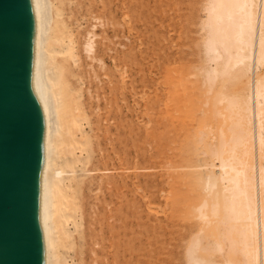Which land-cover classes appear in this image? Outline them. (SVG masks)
<instances>
[{"label":"bare ground","instance_id":"1","mask_svg":"<svg viewBox=\"0 0 264 264\" xmlns=\"http://www.w3.org/2000/svg\"><path fill=\"white\" fill-rule=\"evenodd\" d=\"M33 3L34 74L46 124L45 264H133L132 184L138 173L132 172L126 146L127 101L126 114L114 113L119 107L112 39L117 28L115 1ZM201 3L200 58L195 63L200 86L208 92L226 75L229 82L245 75L248 88L206 98L203 119L208 121L188 133L200 147L197 164L187 156L196 169L187 172L180 168L187 164L166 160L173 167L167 171L173 189L172 194L167 191L168 198L165 194L167 203L172 200L168 221L175 225L184 210L192 209L201 222L184 241L185 264H264V0ZM84 18L89 24L83 25ZM172 99L168 96L167 109ZM176 103L177 97L174 108H179ZM121 127L126 129L123 134ZM192 176L204 192L194 206L180 186L183 178L188 182ZM176 231L165 234V242H173Z\"/></svg>","mask_w":264,"mask_h":264},{"label":"rangeland","instance_id":"2","mask_svg":"<svg viewBox=\"0 0 264 264\" xmlns=\"http://www.w3.org/2000/svg\"><path fill=\"white\" fill-rule=\"evenodd\" d=\"M114 1V8H116L114 20L117 27L112 37L115 49L114 54L116 55L114 71L116 86L114 88H119L117 92L119 111L116 109L114 113L117 112L118 114L120 112L117 116L123 113L126 114L125 111L127 110L124 107L125 101H127L129 111H127V117H124V119H128L129 133L126 146L129 148L131 169L134 168L132 172L139 174L133 177L134 182L132 184V199L134 203L136 202L133 209H138L137 211L133 210L131 215V229L134 238L133 264H185L181 258L184 241L188 239L193 231L197 230L201 222H199V218L196 217L192 209L188 213L187 210H184L182 212L183 218L180 217L175 225L173 224L174 222L168 221L172 215V200L167 203L166 195L173 193L170 185L172 181H167V175L170 174L167 171L170 170L171 172L173 170L170 162L172 161L173 163L175 160V165L178 163L179 165L187 164L188 166L180 167L187 172L190 171L191 160V164H197V159H199L197 151L200 147H197L193 134H189L195 132L197 124L200 123V126L197 125V127H201L202 121H208L206 118L203 119L205 115L204 106L207 105L206 98H216L223 91L243 92L245 91L244 88H248L247 79L245 75H242L232 78L229 82V76L226 75L219 80L217 86L215 85L208 92L204 89V85L200 86L201 74L199 77L196 64L200 58L199 39L201 34L198 23L202 19L201 14L203 12L200 9L202 0ZM191 3L193 4L191 5ZM85 24H89V21L84 18L83 25ZM177 39L179 40L177 41ZM197 47L199 50H197ZM101 79L102 85L106 88L105 76L102 75ZM228 82L230 83L229 87ZM224 86L228 88H224ZM121 88L125 89L122 94ZM124 94H126L125 100L123 98ZM168 96L173 98L169 101L170 104L168 103L170 105L169 109L166 107ZM176 97V107L179 108H174ZM167 111L170 112V117H167ZM117 116H115V119L118 121ZM167 123L169 124L167 125ZM116 124L113 131L116 130ZM167 128H170V133ZM124 130L121 127L122 134ZM178 135L180 136L179 138ZM186 135L189 139L191 138L189 136H192L191 141L188 140V142H191H189L191 148L187 144ZM193 141L195 146H192ZM183 144H187L188 147ZM187 156H192L193 159L188 157L189 161ZM196 157L198 158L196 159ZM170 159L171 161H166ZM192 168L191 170H193ZM192 178L188 181L189 183L186 180L187 178H183L180 186H182L183 196L187 195L188 202L194 206V203L196 205L202 201L201 198L204 196V192H202V187L198 186L200 182L197 181L196 177L192 176ZM193 180L196 184H194ZM195 186L198 188H195ZM199 187L201 188L199 189ZM193 189L194 193L192 194ZM198 189L201 191L199 192ZM168 190L171 191L168 193ZM150 198L152 199L150 200ZM186 213L187 216L185 215ZM194 217L197 220H192ZM190 227H193V229L191 230ZM181 228L185 230L183 231ZM170 230L173 231V234H176V230L179 233L175 235L176 239H173V242H165L164 235H167ZM162 243L164 246H162ZM179 245L180 247H178ZM149 247L151 249H147ZM178 250L180 251L178 252ZM137 251L139 252L137 253Z\"/></svg>","mask_w":264,"mask_h":264},{"label":"water","instance_id":"3","mask_svg":"<svg viewBox=\"0 0 264 264\" xmlns=\"http://www.w3.org/2000/svg\"><path fill=\"white\" fill-rule=\"evenodd\" d=\"M33 0H0V264H45L46 124Z\"/></svg>","mask_w":264,"mask_h":264}]
</instances>
